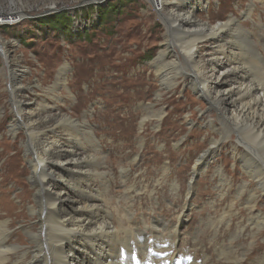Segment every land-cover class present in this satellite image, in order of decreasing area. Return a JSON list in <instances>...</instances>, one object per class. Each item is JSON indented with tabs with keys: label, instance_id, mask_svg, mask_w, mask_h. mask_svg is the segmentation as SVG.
I'll return each mask as SVG.
<instances>
[{
	"label": "rangeland",
	"instance_id": "obj_1",
	"mask_svg": "<svg viewBox=\"0 0 264 264\" xmlns=\"http://www.w3.org/2000/svg\"><path fill=\"white\" fill-rule=\"evenodd\" d=\"M10 1L14 2L12 7L17 9L16 18L22 14L18 11L31 17L15 26L0 29V196L5 191L10 192V197H6L11 201L10 208L18 205L17 194L25 198L26 203L28 193L23 191L31 189V167L23 146L29 138L28 134L22 126L15 133L11 132V125L18 114L14 102L18 96L19 99H26L22 112L26 107L38 104L40 108L42 102L50 106L49 112L43 113L37 124L40 135H51L53 131L50 133V129L55 126L60 128L62 120L67 117L73 121L91 123V133L98 138L102 151H99L95 141L92 153L100 158L91 165L95 170L94 178L90 179L91 186L95 188L93 193L102 197L108 210L113 202L109 211L113 223L124 225L123 221L128 218L144 221L138 224L143 238L135 232L125 244L115 245L116 249L122 250L120 260L123 263L137 264L143 257L146 264H237L231 252L220 250L214 243H234L238 240H242L245 249H249L253 241L254 252L250 260L242 264H258V256L264 259V227H255L246 221L248 211L245 214L239 211L245 223L242 234L236 239H233L234 235L225 233L224 228L219 232L216 225L210 237L213 244L206 237V232L210 230L208 218L218 220L217 210L226 213L222 209L228 203L232 204L233 197L220 205L217 189L219 167L210 171L205 168L197 175L192 174L197 157L207 148L210 137L213 139L217 134L214 129L206 127L207 120L217 117L216 111L210 109L208 100L194 89L190 77L186 79V75L185 81L176 85L174 91L161 93L163 87L155 72V60L162 50H167L163 43L166 22L162 18V1L0 0V10L8 9ZM249 7L252 11L246 16L244 12ZM3 14L0 13V20L4 19ZM196 14L210 23L230 17L239 18L242 27L250 29L253 37L264 36V0H210L198 6ZM171 41L172 46L161 61L164 66L174 58L184 61L186 57L188 45L175 36ZM195 56L204 57L206 52L202 48ZM211 79V76L207 77V81ZM12 86L20 87V93ZM56 90L61 92L55 95L58 99L49 97ZM159 91L162 97L158 100ZM135 97L136 100L141 99L139 107V101H132ZM130 103L133 108L132 113L128 114L124 107ZM151 104L161 111L162 119L159 124H152L145 130L140 127V120L144 106ZM115 129L122 131L119 136L127 137L118 138L116 142L127 143L125 152L128 157L123 161L119 158L114 161L115 173L109 175L111 179L104 186V191L101 185L97 188L96 180L102 179L104 172L108 175V166L112 163L108 156L117 154L109 145L112 142L111 132ZM156 133L159 135L157 141ZM146 134L148 141L141 140L140 135ZM231 137L232 134L227 139V145L217 150L212 162L216 161V166L223 167L229 178L237 169L239 176L235 175L238 181L240 177V183H244V169L233 156L231 144L236 142L240 149L245 148L235 137ZM51 139L58 142L56 136H51ZM134 160L138 164L133 169ZM165 165L169 166L167 171ZM113 166L110 164V167ZM206 173L213 177L212 184L205 181ZM2 186L6 190H1ZM45 188L53 195L69 193L73 196L62 182L47 184ZM208 190L212 191L213 197L206 195ZM234 191L236 188L231 192ZM89 203L96 202L91 199L81 201V205ZM186 203L187 207L184 206ZM67 204L70 209L80 205L68 201ZM244 204L236 202L234 205L238 206V210ZM258 205V210L264 211V196ZM126 206L130 207L128 215ZM208 206L211 208L208 209ZM25 210L19 207L14 212L21 215ZM3 211L0 209V213ZM26 211L22 217L29 221L31 214ZM4 219L10 221L11 217L7 215ZM160 219L164 220L166 228L155 226ZM35 222L31 221L33 224ZM14 229L21 230L19 225ZM174 229H177V235ZM159 233L168 237L169 251L175 255L156 256L152 261H147L144 250L137 245L145 244V249L153 246L156 240L159 241ZM18 236L20 239L17 240L23 246L30 244L27 233L21 230ZM26 258H29L28 254Z\"/></svg>",
	"mask_w": 264,
	"mask_h": 264
},
{
	"label": "bare ground",
	"instance_id": "obj_2",
	"mask_svg": "<svg viewBox=\"0 0 264 264\" xmlns=\"http://www.w3.org/2000/svg\"><path fill=\"white\" fill-rule=\"evenodd\" d=\"M161 1L162 18L166 22L163 43L167 46V50L172 46L173 36L188 45L184 61L177 57L164 66L161 61L168 53L167 50H162L156 58L155 72L159 77L161 87H163L161 93L166 90L172 91L176 85H181L185 81V75L186 79L189 76L194 89L208 100L210 109L217 113L215 120L206 119V127L214 129L217 134L213 139L210 137L207 148L197 157L192 174L197 175L205 168L210 171L219 167L217 189L220 205L225 204V201L230 197H233V200L232 204L227 202L226 207L222 209L226 213H220L219 209L217 210L218 220L212 217L208 218L210 230H206V237L212 236L216 225L219 232L224 228L225 233L234 235L233 239H236L242 234L245 223H243L239 211L242 214L248 211L249 215L247 214L245 218L250 224H254L255 227H264V211L258 210V204L264 196V36H259V31V37H253L250 29L249 31L242 27L239 18L230 17L214 23L199 18L196 14L198 6H203L210 0ZM251 11L252 8L249 7L244 15L248 16ZM18 12L24 15L21 14V17L27 15L22 11ZM4 15L1 16L6 20L1 19L0 23L9 20V16ZM12 18L16 17L12 16ZM1 42L2 39H0V44ZM202 48L206 52V56L196 58L197 51ZM166 66L169 68H165ZM59 76L63 78L61 73ZM208 76H211V81H207ZM13 89L18 90L19 93L21 91L20 87H13ZM161 93L160 91L157 93L158 100L162 97ZM59 94L61 92H57V90L52 91L49 97L58 99L55 95ZM136 99L137 97L132 101L135 103L139 101L137 106L139 107L141 99ZM14 102L18 114L15 115V122L11 125V132L15 133L19 126H22V129L28 134L29 138L23 146L27 154V162L31 167L29 176L31 189L27 188L26 191H23L28 193L26 203L25 198L23 199L17 194L18 205L15 204L16 208H10L11 201L6 198L10 197L9 191H5L0 196V209L4 210L0 213V264H128L120 260L122 250L116 249L115 245L117 243L125 244L135 235V232L140 238H143L138 224L144 221L139 222L128 218L123 221L127 228L124 225H118L117 222L113 223L110 213L113 202L108 210L102 197L93 193L95 188L91 186L90 179L94 178L95 170L91 168V165L94 160L100 158L97 154L92 153L95 149V141H97L99 151L101 150L98 138L96 136L94 138L92 135L91 123L74 120L75 123L67 117L62 120L60 128L55 126L54 129H50V133L53 131L51 135H46V133L40 135L37 131V124L42 118V114L49 112L50 106L48 107V104L42 102L40 103L42 107L39 108V104L26 107V110L22 112L21 108L26 103V99H19L16 96ZM131 108H133L131 103L124 107L128 114L132 113ZM142 114L140 127L145 130L149 129L148 126L152 124H159L162 119L161 111L156 110L152 104L145 105ZM113 131L110 137L112 142L109 145L116 150L117 154L109 155L108 159L114 166L110 167L109 164L108 175L104 172L103 178L96 180L98 189L99 185L103 188L110 181L109 175L114 172L116 166L114 161L118 158L123 161L128 157V153L125 152L127 143L116 142L118 138L126 139L127 137L119 136L122 134L120 130ZM231 134L245 148L244 150L240 149L238 144H235L236 142L231 144L233 156L239 160L244 169V183H240V177L238 181L235 175V173L239 174L237 169L232 172V174L234 173L232 178H229L223 167L216 166V161L212 162L217 150H221L227 145V139ZM51 136H56L58 142L55 143ZM155 136L157 141L159 135L156 133ZM140 137L144 141H148L149 138L148 134L140 135ZM132 149L133 147H131ZM135 162L134 160L132 163L133 169L138 164ZM168 169L169 166L165 165V170ZM204 177H206L205 181L213 183L214 179L209 173L204 174ZM58 182L66 185L73 196L71 197L69 193L63 196L53 195L49 190H46L47 184L54 185ZM192 188H194L193 184ZM192 188L190 187V189ZM234 188L236 191L231 192ZM3 189L6 190L5 186L1 187V190ZM113 189L115 190V188ZM133 189L135 190V186ZM104 191H106L105 187ZM206 195L213 197L211 190L206 191ZM114 198H112L113 201H115ZM86 199L94 200L96 203L81 205V201ZM67 201L80 205L70 209ZM236 202L240 204L245 202L247 209L244 204L237 210L238 206L234 205ZM184 206L187 207L188 203ZM19 207L26 208L31 214L29 221L22 217L26 210L21 215L14 212ZM126 209L127 211H123H126V215H128L130 207L128 206ZM7 215L11 217L10 221L4 219ZM32 220L36 222L33 224ZM16 225H19L20 229L28 234L30 243L28 246H23L17 240L20 239L18 234L21 230H15ZM117 225L118 227H115ZM155 226L165 227L164 220L160 219ZM173 232L177 235L178 231L174 229ZM157 236L159 241L156 240L149 248L145 249V244L137 245L140 250H144L147 261H152L156 256L175 255L173 251H169L168 237L163 233H159ZM209 242L213 244L211 238ZM161 244L163 245L161 246ZM214 244L220 250L231 252L237 264L250 260L254 252L253 241L249 244V249H245L242 240L234 243L215 242ZM27 254L29 258H26ZM260 258L261 256L257 257V263L264 264V259ZM146 263L145 258L142 257L139 264Z\"/></svg>",
	"mask_w": 264,
	"mask_h": 264
},
{
	"label": "built area",
	"instance_id": "obj_3",
	"mask_svg": "<svg viewBox=\"0 0 264 264\" xmlns=\"http://www.w3.org/2000/svg\"><path fill=\"white\" fill-rule=\"evenodd\" d=\"M12 5L14 6V2L13 1H10V5L8 6V9H1L0 10V13H4L5 15L6 14L9 15V20L8 21L1 22L0 23V29L3 28L4 26H15L18 23L22 22V20H25L27 17L28 18H31L30 15L29 16H26V17L18 16V18H12V15H11L12 13H13V17L17 14V12H16L17 9H15L14 7H12Z\"/></svg>",
	"mask_w": 264,
	"mask_h": 264
},
{
	"label": "snow or ice",
	"instance_id": "obj_4",
	"mask_svg": "<svg viewBox=\"0 0 264 264\" xmlns=\"http://www.w3.org/2000/svg\"><path fill=\"white\" fill-rule=\"evenodd\" d=\"M137 264H139V261H137Z\"/></svg>",
	"mask_w": 264,
	"mask_h": 264
}]
</instances>
